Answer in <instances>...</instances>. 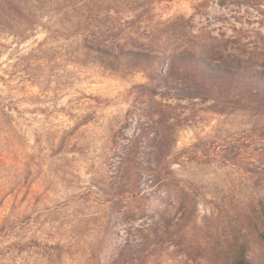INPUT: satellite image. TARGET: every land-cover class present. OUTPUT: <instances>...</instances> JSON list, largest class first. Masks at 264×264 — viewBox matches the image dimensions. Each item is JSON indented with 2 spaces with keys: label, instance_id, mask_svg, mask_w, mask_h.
<instances>
[{
  "label": "rangeland",
  "instance_id": "obj_1",
  "mask_svg": "<svg viewBox=\"0 0 264 264\" xmlns=\"http://www.w3.org/2000/svg\"><path fill=\"white\" fill-rule=\"evenodd\" d=\"M43 6L28 39L0 31V264H226L241 249L264 264V116L182 99L196 89L182 67L159 76L188 47L264 73V0ZM88 6L114 26L101 47L144 52L85 51L64 29Z\"/></svg>",
  "mask_w": 264,
  "mask_h": 264
},
{
  "label": "trees",
  "instance_id": "obj_2",
  "mask_svg": "<svg viewBox=\"0 0 264 264\" xmlns=\"http://www.w3.org/2000/svg\"><path fill=\"white\" fill-rule=\"evenodd\" d=\"M43 1L0 0V31L8 35H13L21 40L28 39L32 33V29L38 25L46 13ZM170 1L173 0H159L160 3ZM232 2L234 0H219V5L224 6ZM83 9L76 8L71 10L73 14L78 16V21L72 23L70 21L69 29H64V32H68L67 36L79 34L82 38V48L85 51H93L105 56H116V53H128V55L138 56L144 52L141 49L142 45L137 46L140 49L127 48L126 46H118L117 48L101 47L97 42L103 37L113 34L114 26L110 23L107 25L100 23L97 20V12L94 11L92 6ZM60 10L58 12H61ZM68 13L69 11L63 10L62 14L66 16ZM105 26L106 29L103 31ZM172 42L173 40L171 38L166 39L167 44L164 45L165 49L162 51L163 53H158L157 51H155L156 53H152L157 60L159 69L162 67L163 60L167 58L166 53ZM191 48L188 47L184 52L180 53H176L173 50L170 52L168 58V74L163 75L159 73L161 80L167 81L168 76L175 77L177 75L176 72L179 73L182 67L184 71L180 73L186 77H191V80L195 81L196 85V89L187 91L191 93L184 92V94L180 95L182 99L202 96L201 92L205 91L209 96L216 95L214 100L217 102L223 100L230 103L235 110L240 106L238 104H243L247 109L264 116V73H257L251 69L226 65L222 62L209 61L208 58L210 57H207L204 53H199L200 55H197L198 53H192ZM212 51L214 52L213 46L209 52ZM201 52H203V49H201ZM187 64L191 65L189 71L187 70ZM206 82H211V85L208 89L204 90L201 85ZM215 84H218L217 88L214 86ZM222 94L226 95L219 98ZM258 133L260 139L264 140V127H260ZM248 172L254 176L261 175V173L253 169H248ZM253 210L260 215V219L257 222L261 221L263 223L261 228L264 229V200L257 202ZM260 236L264 238V230ZM226 264H248L246 251L241 249L239 252H236L233 258Z\"/></svg>",
  "mask_w": 264,
  "mask_h": 264
}]
</instances>
